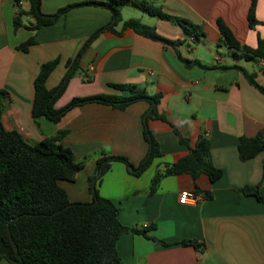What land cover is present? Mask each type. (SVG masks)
Instances as JSON below:
<instances>
[{
    "label": "crops",
    "instance_id": "crops-1",
    "mask_svg": "<svg viewBox=\"0 0 264 264\" xmlns=\"http://www.w3.org/2000/svg\"><path fill=\"white\" fill-rule=\"evenodd\" d=\"M84 1L88 0H40L39 9L51 14ZM249 1L160 0L152 4L197 26V37L173 20L143 11L132 14L123 4L121 20L114 25L119 33L104 30L80 52L77 68L53 103L58 109L74 96L115 94L118 91L110 86L115 83L160 94L156 109L165 118H149L147 125L161 155L139 175L130 173L122 161L112 160L95 183L98 194L118 207L119 222L129 228L115 243L121 264H264V151L245 160L238 154L240 136L260 134L264 139V94L233 67L253 72L264 87V59L234 54L221 40L215 23L221 18L240 42L255 47L257 35L264 36V0L256 1L258 23L254 28L247 24ZM29 7L28 0H19L18 5L14 0H0V89L7 93L1 123L31 143L65 129L60 142L70 147L83 165L73 181L58 183L70 201H90L88 178L94 174L98 158L119 154L137 166L144 157L147 143L141 115L149 104L137 100L117 109L88 102L70 109L57 123L40 117L36 124L31 106L33 79L40 64L58 59L46 79L50 89L87 37L109 22L111 12L101 5H79L31 32L24 27L34 21L27 13ZM17 9L22 12V25L14 28ZM128 18L153 26L158 35L175 43L122 29ZM31 35L34 43L26 51L19 49ZM183 58L199 65L188 66ZM176 132L187 138L190 146L200 137L207 139L210 160L222 170L221 175L210 181L203 172L195 178L188 173L168 174L148 193L155 170L189 151ZM256 184L261 199L242 191L243 186ZM182 189L200 192L204 198L182 204L178 201ZM187 239L199 245L180 243ZM0 264L10 263L0 258Z\"/></svg>",
    "mask_w": 264,
    "mask_h": 264
},
{
    "label": "trees",
    "instance_id": "trees-1",
    "mask_svg": "<svg viewBox=\"0 0 264 264\" xmlns=\"http://www.w3.org/2000/svg\"><path fill=\"white\" fill-rule=\"evenodd\" d=\"M28 1L30 7L27 13L34 21L24 27L31 32L43 25L52 24L61 13L75 6L101 5L111 12L109 22L89 35L74 58L67 62L65 73L54 87L48 89L45 83L58 59L54 58L40 64L38 73L33 79L31 106L33 121L38 124L39 118L44 117L57 123L70 109L88 102H98L123 109L134 101L145 100L149 105L142 113L141 121L147 151L137 166L131 165L125 156L119 154L98 158L95 172L88 178L91 200L70 201L58 181H73L83 161L77 160L71 148L60 142L66 130L58 129L53 134L31 143L16 129H5L1 123V115L7 93L4 89H0V258L10 264H121L115 243L119 235L129 228L119 222L118 207L111 200L98 194L95 183L108 169L112 160L122 161L129 167L130 173L139 175L155 157L161 155L159 144L147 125L149 118H165L156 109L160 94L150 95L135 85L115 83L110 84L118 91L115 94L74 96L58 109L53 107V103L63 92L77 68L80 52L104 30L119 33L114 30V25L121 20L120 7L123 4L132 2L149 15L173 20L193 32L196 37L199 35L197 26L184 18L166 13L160 7L144 0H88L66 5L51 14L40 11V0ZM256 1H249L246 17L250 28H254L258 23L254 13ZM14 2L18 5L19 0ZM21 13V10L17 9L13 16L14 28L22 25ZM215 23L221 40L233 49L234 54L239 52L244 59L254 57L264 59V36L257 35L256 46L251 47L240 42L221 18H217ZM125 28H131L136 33L154 40L171 45L175 43L161 37L153 26L143 24L136 18L124 20L122 29ZM33 43L34 37L31 35L21 42L18 48L26 51ZM183 61L188 66L199 65L197 61L184 58ZM233 67L240 69L248 82L264 94V87L255 80L253 72H248L237 65ZM176 134L178 141L186 145L189 151L175 162L164 164L162 168L155 170L148 193L154 192L160 177L168 174L188 173L195 178L203 172L210 181L221 175L222 170L214 166L210 160V144L207 139L200 137L193 146H190L187 138L177 132ZM238 141V154L242 160L264 151V139L260 134L252 137L240 136ZM262 178H264V159ZM242 191L261 199L258 184L245 185ZM204 195L210 196L208 192ZM180 243L199 245L190 239L181 240Z\"/></svg>",
    "mask_w": 264,
    "mask_h": 264
},
{
    "label": "built area",
    "instance_id": "built-area-1",
    "mask_svg": "<svg viewBox=\"0 0 264 264\" xmlns=\"http://www.w3.org/2000/svg\"><path fill=\"white\" fill-rule=\"evenodd\" d=\"M204 198L203 194L189 189H182L178 193V201L182 204H195Z\"/></svg>",
    "mask_w": 264,
    "mask_h": 264
},
{
    "label": "rangeland",
    "instance_id": "rangeland-1",
    "mask_svg": "<svg viewBox=\"0 0 264 264\" xmlns=\"http://www.w3.org/2000/svg\"><path fill=\"white\" fill-rule=\"evenodd\" d=\"M140 1V0H139ZM144 1H147L151 4H154V5H157V3L160 1V0H144ZM125 10L132 13V14H135V12H142V10L135 6L132 2H128L126 3L125 5ZM127 169L129 170V167H127Z\"/></svg>",
    "mask_w": 264,
    "mask_h": 264
}]
</instances>
